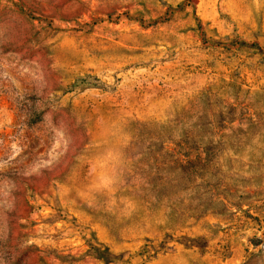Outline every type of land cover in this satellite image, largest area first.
<instances>
[{"label": "rangeland", "instance_id": "rangeland-1", "mask_svg": "<svg viewBox=\"0 0 264 264\" xmlns=\"http://www.w3.org/2000/svg\"><path fill=\"white\" fill-rule=\"evenodd\" d=\"M0 264H264V0H0Z\"/></svg>", "mask_w": 264, "mask_h": 264}]
</instances>
